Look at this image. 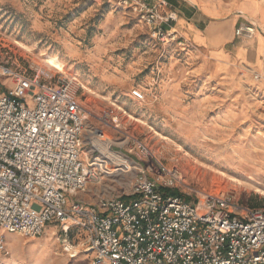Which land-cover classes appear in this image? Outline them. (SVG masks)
I'll return each instance as SVG.
<instances>
[{"label": "built area", "instance_id": "1", "mask_svg": "<svg viewBox=\"0 0 264 264\" xmlns=\"http://www.w3.org/2000/svg\"><path fill=\"white\" fill-rule=\"evenodd\" d=\"M117 3L130 6L153 38L176 37L178 14L166 10L167 0ZM258 35L264 26L256 21L237 29L245 39ZM0 76L10 81L0 92V252L9 253L6 233L36 238L56 224L64 252L77 258L82 248L94 264H264V208L241 204L231 192L193 187L181 169L166 166L127 131L111 138L105 128L125 129L113 108L99 117L104 129L90 130L85 157L87 112L77 76L35 74L9 61L0 62ZM130 96L145 101L139 89ZM121 173L133 174L128 199L99 196L91 204L78 197Z\"/></svg>", "mask_w": 264, "mask_h": 264}, {"label": "rangeland", "instance_id": "2", "mask_svg": "<svg viewBox=\"0 0 264 264\" xmlns=\"http://www.w3.org/2000/svg\"><path fill=\"white\" fill-rule=\"evenodd\" d=\"M128 7L117 0H0V62L35 74L74 75L92 89L80 92L87 112L84 156L92 147L90 130L104 129L99 117L113 108L125 129L105 128L111 138L120 140L127 131L166 166L181 169L193 187L231 192L241 204L264 208V76L256 79L248 68H225L210 59L207 50L178 34L176 21L175 38H153ZM166 10L174 9L169 4ZM47 55L60 57L65 72L45 66ZM104 72L110 79L102 78ZM9 86L0 76V92L7 93ZM135 89L145 101L131 98ZM184 124L195 127L194 135L186 133ZM229 152H252L261 159L252 166L238 165L226 159ZM132 179L130 173L107 175L78 197L94 204L99 196L130 195ZM51 227L55 234L50 231L40 245L46 229L36 238L6 233L9 253L0 252V264H49V253L55 260L50 264H94L82 248L77 258H70L61 226L46 228ZM82 239L72 235L78 245Z\"/></svg>", "mask_w": 264, "mask_h": 264}, {"label": "crops", "instance_id": "3", "mask_svg": "<svg viewBox=\"0 0 264 264\" xmlns=\"http://www.w3.org/2000/svg\"><path fill=\"white\" fill-rule=\"evenodd\" d=\"M178 18V34L191 46L208 51L225 68L239 66L264 76V35L237 36L239 26L256 21L264 26V0H167ZM51 226V225H50ZM53 227L46 228V235ZM39 263V262H38Z\"/></svg>", "mask_w": 264, "mask_h": 264}, {"label": "bare ground", "instance_id": "4", "mask_svg": "<svg viewBox=\"0 0 264 264\" xmlns=\"http://www.w3.org/2000/svg\"><path fill=\"white\" fill-rule=\"evenodd\" d=\"M76 53V52H75ZM94 59V58H93ZM44 64L45 66H47L49 69H52L53 71L56 70L58 72H65L66 70V63L64 61H62L60 59V57H58L57 55H47L45 58H44ZM102 78L104 80H108L110 79V76L104 72L103 75H102ZM83 89L89 93H93L92 89L89 88L87 85L83 84ZM130 117L132 119H136L135 117H133L132 115H130ZM192 121V120H191ZM183 129H185L186 133L187 134H190V135H194V126L192 124L188 125V124H184L182 125ZM186 134V136H187ZM210 146H217L218 147H221V145H218L216 143H212V142H207ZM222 147H224L222 145ZM219 152V151H218ZM222 156V155H221ZM225 157L228 161H231L232 163L234 164H238V165H255L254 163H256V161L259 159H261V157L259 158L257 155H255L254 153L250 152L249 154H245V155H235L234 153H226L225 154ZM225 159V158H224ZM225 159V160H226ZM250 159H253L252 161ZM256 159V161H254ZM221 163H224L223 161ZM258 167V166H257ZM241 168V166H240ZM259 168V167H258ZM263 170V169H262ZM257 173V172H256ZM262 176V174H261ZM259 182V181H258ZM30 243V242H29ZM39 244V243H38ZM37 244H31V247H34L36 246ZM28 246V245H27ZM55 260L53 259V257L51 256V253H49V261L48 263H52L54 262Z\"/></svg>", "mask_w": 264, "mask_h": 264}, {"label": "trees", "instance_id": "5", "mask_svg": "<svg viewBox=\"0 0 264 264\" xmlns=\"http://www.w3.org/2000/svg\"><path fill=\"white\" fill-rule=\"evenodd\" d=\"M172 193H173L174 195H176V194H177V192H176V191H173ZM124 198H125V199H128V197H127V196H124ZM250 207H252V208H258V207H256V206H250Z\"/></svg>", "mask_w": 264, "mask_h": 264}]
</instances>
